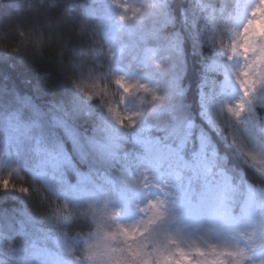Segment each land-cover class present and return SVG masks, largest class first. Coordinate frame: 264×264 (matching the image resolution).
Wrapping results in <instances>:
<instances>
[{
	"label": "trees",
	"instance_id": "obj_1",
	"mask_svg": "<svg viewBox=\"0 0 264 264\" xmlns=\"http://www.w3.org/2000/svg\"><path fill=\"white\" fill-rule=\"evenodd\" d=\"M159 1L138 0L143 12L124 21L119 38L128 49L119 63L131 72L145 48L156 49L140 71L151 75L162 99L153 104L145 98L146 127L116 124L107 140L112 119L104 105L86 99L73 82L99 78L110 84L117 76L103 28L108 0H0V177L11 174L13 183L30 189L29 195L0 190V264H20L8 249L43 238L63 264H80L67 248L80 255L90 237L93 225L86 210L96 208L104 216L106 203L110 210L121 208L110 203L120 197L136 200L141 189L132 185L139 179L141 157L146 158L143 140L159 138L186 163L203 137L213 149V173L222 170L228 188H264V177L200 114V92L218 81L211 65L222 59L216 41L225 42L234 0ZM207 13L215 21L209 32L204 28ZM252 114L264 126V103L253 102ZM48 151L70 158L63 178L45 163ZM189 179L204 186L201 175L184 170L185 186ZM180 194L188 203L185 188ZM65 202L70 216L55 217ZM239 202L237 197L235 211ZM58 237L61 245L56 247Z\"/></svg>",
	"mask_w": 264,
	"mask_h": 264
},
{
	"label": "snow or ice",
	"instance_id": "obj_2",
	"mask_svg": "<svg viewBox=\"0 0 264 264\" xmlns=\"http://www.w3.org/2000/svg\"><path fill=\"white\" fill-rule=\"evenodd\" d=\"M114 8L119 10L120 21L135 20L144 6L130 3L129 0H111ZM237 14L243 9L241 26L227 29L232 39L225 43L217 39L219 47L226 52V59L231 64L234 59L240 60L241 66L233 70L232 78L240 92V99L234 104H225L223 113L240 128L242 118L249 111L251 99L258 91L264 90V0L254 4H237ZM239 20V19H238ZM215 31V27H214ZM16 51L17 49H13ZM73 86L88 100L97 99L104 105L111 119L121 128H133L137 121L144 116L142 106L135 109L124 107L131 99L141 94L153 104L162 97L157 90L147 84L128 82L122 76H115L111 83L94 79L91 83L74 81ZM115 95V100L109 99ZM247 131V128L244 129ZM235 142V140L233 141ZM156 146L158 158H152L153 146ZM169 146L161 145L159 138L150 140L145 145L148 167L138 169V181L132 188H140L147 192L155 189L158 193L154 198H147L143 205H136L140 219L131 225H123L115 221L120 216L121 208L108 209L102 221H98L95 214L89 219L93 231L91 241L85 239L81 254L67 248V253L80 264H264V194L259 208H256L254 197L250 192H243L236 188H225L219 196L213 195L207 186L198 187L189 179L187 186L183 184L184 170L191 166L183 162L178 153L175 154L177 165L176 179L161 177L159 183L153 180L155 169L170 167V162L164 158L170 153ZM45 163L53 175L61 178L64 171L71 168L70 158L58 151L46 152ZM264 172V171H261ZM185 188L188 204L193 209H199L206 198L211 201V224L206 227L205 246L192 242L182 246L184 237L181 233L171 230V225L183 216L177 215L173 209L181 198L176 193ZM0 190L15 191L29 195L30 189L24 185L13 183L11 174L0 177ZM171 197V202L169 201ZM237 197L240 198L239 212L235 211ZM70 216L68 204L57 208L55 217ZM227 235V239H212ZM4 238L0 236V246ZM47 238L33 239L30 245L21 249L10 247L11 256H18V252L26 255L21 257L23 264H58V256L53 247L49 246ZM61 245L58 237L55 246Z\"/></svg>",
	"mask_w": 264,
	"mask_h": 264
},
{
	"label": "rangeland",
	"instance_id": "obj_3",
	"mask_svg": "<svg viewBox=\"0 0 264 264\" xmlns=\"http://www.w3.org/2000/svg\"><path fill=\"white\" fill-rule=\"evenodd\" d=\"M145 1V0H142ZM156 4H159V0H152ZM130 3L137 4L138 0H129ZM152 2V3H153ZM258 0H234V11L231 17V20L228 25V29L232 28L234 25L239 27L242 24V19L244 16L243 9H241L239 15L237 14V4H254ZM109 8L108 13L103 20V28L105 30V38L109 54L114 63H117L116 75L124 77L128 82H139L141 84H147L149 87L156 89L155 82L152 80L151 75L140 69L144 67L147 63L148 58L156 56V49L148 47L142 51V54L139 58H135L134 67L131 72H129L125 67H123L119 62L122 60L124 52L128 49V44L123 42L119 38V33L122 31L124 26V21L119 20V10L114 8L111 4V0H108ZM239 19V20H238ZM214 18L212 13L206 14V19L204 20V28L209 32L213 29ZM232 37L227 31V36L225 43L231 40ZM226 52L222 50L221 57L222 59L214 62L211 65V69L219 74L218 81L216 83H209L208 89L206 91H201L199 96V107L200 114L204 121L212 126L219 133H225L230 141V145L235 150L237 155L241 160L252 170L258 173L260 176L264 177V126H261L256 118L252 114V103L255 101H261L264 103V90H260L254 95L251 99V104L249 105V111L245 113L242 118L241 126L237 129V126L223 113V107L225 104H234L238 99H240V92L236 86L235 81L232 78L233 70L241 66V61L234 59L231 64L226 59ZM134 58V57H133ZM146 99L138 94L135 98L131 99L124 107L128 109H135L138 106L145 104ZM142 127H146L144 123V117L137 121ZM116 126V123L113 120H110L108 124V134L107 140L113 138V131ZM191 123L188 122L186 128H190ZM247 128V131L244 129ZM235 140V142H233ZM144 145L148 142L143 140ZM146 141V142H145ZM199 146L197 150L191 155L190 162L185 164L191 166L190 169L186 170L188 172L197 173L201 175L204 179V186L210 190L213 195L219 196V194L225 189L228 188V182L223 174L222 170H218L217 173H213L211 157L213 156V149H210L203 137L198 138ZM170 147V146H169ZM171 152L166 153L164 158L170 162V167H165L164 169H155L152 173L153 180L159 183L161 177H167L170 180L176 179V172L178 170L175 163V154L177 149L170 147ZM180 156V155H179ZM152 158L157 159L158 153L156 152V146L153 147ZM146 158H142L139 161L138 167L136 170L142 167H148ZM79 192L84 193L82 189H79ZM245 192L252 193L254 197V203L256 208H259V205L262 201V194H264L263 189H256L250 186L245 187ZM158 193L156 190L150 189L145 192L143 189L140 190L136 200L124 201L122 197L111 201L110 203H118L121 207L120 216L115 221L123 225H131L140 219L139 211L133 210L134 201L141 205L144 204L147 198H154ZM181 197L180 190L176 193ZM171 202V197H169ZM174 213L179 215L184 213L183 216H180L172 225L171 230L179 231L181 235L185 238L182 241V246L191 245L192 242L198 243L201 247L205 246L204 237L207 239L205 234V229L211 224L210 213H211V201L209 198H206L205 201L201 204L199 209H193L180 198L175 208L173 209ZM90 212V213H89ZM95 214V217L98 221H102L104 216H102L98 209L93 208L86 210L88 216ZM239 212V208L236 210ZM224 238L227 239V235L218 237L213 234L212 239ZM89 241L93 239L92 236L85 238ZM26 254L18 255L19 263L23 264L21 257H24ZM58 264H63L58 260ZM66 264V263H65Z\"/></svg>",
	"mask_w": 264,
	"mask_h": 264
}]
</instances>
